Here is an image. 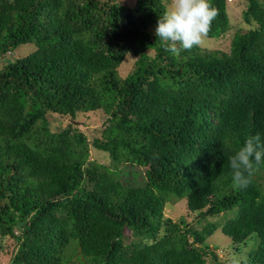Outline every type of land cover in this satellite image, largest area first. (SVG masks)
<instances>
[{
  "label": "trees",
  "instance_id": "16d2710c",
  "mask_svg": "<svg viewBox=\"0 0 264 264\" xmlns=\"http://www.w3.org/2000/svg\"><path fill=\"white\" fill-rule=\"evenodd\" d=\"M209 3L218 15L208 36L220 37L231 29L228 0ZM166 11L163 0H0L8 264H264V165L241 189L228 162L247 138H264V0H245L251 27L229 51L179 57L155 35ZM28 43L33 52L6 58ZM100 110L108 165L72 124ZM54 115L71 123L53 128ZM180 201L200 228L165 216ZM219 228L232 249L254 235L257 245L226 263L207 243Z\"/></svg>",
  "mask_w": 264,
  "mask_h": 264
},
{
  "label": "rangeland",
  "instance_id": "374dc122",
  "mask_svg": "<svg viewBox=\"0 0 264 264\" xmlns=\"http://www.w3.org/2000/svg\"><path fill=\"white\" fill-rule=\"evenodd\" d=\"M125 2L128 5H133L135 0H120ZM167 10L169 9L171 0H163ZM245 7V0H228V14L231 23V29H229L226 33L221 35L220 37H209L207 36L204 40V43L201 45L204 49L215 50L220 49L223 51L230 50V42L234 35V33L238 30L244 31L251 27V25L244 22L242 17V10ZM35 45L33 43L22 44L18 48H16L13 52L10 53L6 58H20L24 57L35 50ZM5 58V60H6ZM136 57L132 54H129L124 59L123 63L118 68L119 74L122 77L128 75L134 68ZM2 60L0 59V67L2 66ZM105 119L103 112L96 111L94 113L87 114H79L75 119L76 122L72 124L77 126L81 131L86 133L90 139V156L91 159H95L103 164H110L111 160L107 155V152L103 150L104 141L101 139V128L102 123ZM68 122L66 118H62L60 116H55L53 118V128L58 127V125L62 126ZM185 200V199H184ZM186 201V200H185ZM165 216L171 217L173 219H178L180 217H184L189 223L195 224L197 227H201L200 224L197 223V219L199 218L197 213L190 212L186 207L184 201H180L177 204H166L164 208ZM217 220L221 218L217 217ZM255 236V235H254ZM251 238L247 241L248 245H241V249L243 250H235L232 249V239L228 235L224 234L221 228L215 231V233L208 237L207 243L211 246L216 247V252L218 255L227 263L232 261L231 259L237 260L241 259L245 256V252L257 245L256 237ZM11 241L7 240L4 243V248L2 252H0V264H8L9 262V253L11 251L10 247Z\"/></svg>",
  "mask_w": 264,
  "mask_h": 264
},
{
  "label": "clouds",
  "instance_id": "9594fccd",
  "mask_svg": "<svg viewBox=\"0 0 264 264\" xmlns=\"http://www.w3.org/2000/svg\"><path fill=\"white\" fill-rule=\"evenodd\" d=\"M217 15V9L209 0H171L169 9L158 19L155 35L166 51L179 57L182 51H191L204 43ZM228 162L235 185L246 188L255 172L264 165L261 134L247 138Z\"/></svg>",
  "mask_w": 264,
  "mask_h": 264
}]
</instances>
